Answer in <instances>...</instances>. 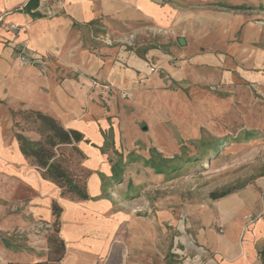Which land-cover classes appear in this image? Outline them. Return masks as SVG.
<instances>
[{"label":"crops","instance_id":"crops-1","mask_svg":"<svg viewBox=\"0 0 264 264\" xmlns=\"http://www.w3.org/2000/svg\"><path fill=\"white\" fill-rule=\"evenodd\" d=\"M30 1L0 0V99L49 114L67 130L83 134L79 147L85 155L84 167L90 170L89 198L62 196L59 187L29 164L14 139L12 112L0 100L1 171L31 192L33 214L43 220L52 221L53 201L61 206L59 234L66 247L61 264H103L111 240L120 233L126 216H131L123 210L109 212L112 188L104 186L117 176L101 148L106 130L115 128L114 114L121 116L118 102L134 107L135 116L155 112L157 117H167L169 94L161 73L178 82L196 80L194 71L208 72L207 56L214 54H199L203 48H221L237 59L260 39L264 26L250 24L243 13L212 5L232 0H33L26 8ZM242 28L241 41H229ZM95 32L113 39L130 33L136 37L127 45L107 44L99 37L94 40ZM156 35H160L156 37L159 43L141 46V39ZM180 37L186 42L176 46L174 40ZM22 46L50 60L48 69L19 65L16 51ZM173 56H179L181 67L170 62ZM103 84L113 89L106 92ZM126 87L134 94L132 100L120 96L119 90ZM171 92V98L179 100L182 91ZM209 94L200 90V95ZM213 205L204 213V227L197 233L214 254L210 264H264V177L258 184L214 200ZM215 219L222 233L212 227ZM133 231L128 240L131 255L125 264L151 263L150 227L134 223ZM183 239L191 246L187 236Z\"/></svg>","mask_w":264,"mask_h":264},{"label":"rangeland","instance_id":"rangeland-1","mask_svg":"<svg viewBox=\"0 0 264 264\" xmlns=\"http://www.w3.org/2000/svg\"><path fill=\"white\" fill-rule=\"evenodd\" d=\"M212 5L216 9L243 13L250 24L264 26V0H232ZM243 30L229 37V41L240 42ZM261 31L260 39L245 46L243 55L237 59L233 54H224L221 48H203L199 54H208V51L214 54L207 56L208 72L194 71L196 80L188 78L178 82L161 73L169 94L167 117H157L155 112L148 113L152 118L143 114L135 116L134 107L125 101L116 102L122 113L120 117L117 112L114 114L115 128L106 130L101 149L114 164L113 173L117 176L114 182L104 186L112 188L109 187L108 197L113 199L109 212L123 210L131 216H126L125 225L111 240L103 264H125L130 258L132 247L128 240L134 232V223L141 227L146 223L153 233L152 259L148 264H210L214 254L197 236L204 227V213L208 207H214L210 193L239 192L258 184L264 177V29ZM92 35L97 41L98 34ZM135 37L130 33L114 39H123L119 44L127 45ZM156 37L160 35L141 39V46L159 43L161 40ZM128 39L131 41L127 42ZM174 43L179 46V40ZM16 53L18 61V50ZM170 62L181 67L179 56H173ZM102 89L109 92L113 87L103 84ZM200 90L210 94L200 95ZM171 91H182L179 100L171 98ZM119 92L123 99L134 98L127 87ZM1 101L12 112L14 139L18 141V134H22L44 141L39 131L40 121L24 113L38 110L25 109L6 99ZM57 152L69 175L87 190L90 170L84 167L85 157L72 147L62 146ZM26 159L41 170L32 157L26 156ZM1 170L0 167V264L44 262L53 249L50 238H60L55 233L56 215L49 222L33 214L31 192ZM63 190L62 196L78 200L67 188ZM212 227L223 232L216 219ZM139 228L136 227V234L140 238ZM183 236L188 237L191 246ZM56 257L57 254H51L48 264H61L62 260H51Z\"/></svg>","mask_w":264,"mask_h":264},{"label":"trees","instance_id":"trees-1","mask_svg":"<svg viewBox=\"0 0 264 264\" xmlns=\"http://www.w3.org/2000/svg\"><path fill=\"white\" fill-rule=\"evenodd\" d=\"M32 2L33 0L28 3L26 8H30ZM24 113L27 117H34L36 120L40 121L41 127L39 128V131L42 136H44V141L32 140L27 136L18 134V141L23 154L27 157L33 158L34 162L41 168L40 173L42 177L59 187L61 189V195H64L63 188H67V191L75 195L78 199H88L89 195L87 190L69 175L67 169L60 162V154L57 152L62 146L72 147L85 157L82 150L76 146L77 143L83 140V134L76 130H67L60 120L41 111H26ZM222 141H224V139ZM222 141L218 142L217 146H219ZM153 167L156 168V166ZM231 192L233 191H214L210 193V197L217 200ZM52 213L56 215L55 222L58 224L55 228V233L59 234L62 208L56 201H53L52 203ZM4 241L6 245L9 244L7 239ZM50 241L53 249L48 252V258L46 261H37L32 264H48V261L50 260L49 256L51 257V254L53 253L57 254L56 258H51L53 262H60L63 259L66 248L64 240L61 237L58 238L57 236H52Z\"/></svg>","mask_w":264,"mask_h":264},{"label":"built area","instance_id":"built-area-1","mask_svg":"<svg viewBox=\"0 0 264 264\" xmlns=\"http://www.w3.org/2000/svg\"><path fill=\"white\" fill-rule=\"evenodd\" d=\"M14 27V26H13ZM130 38H133L132 35H130ZM100 40L108 43V44H113L116 41H122L124 42L123 39H119V40H115L113 39L111 36L106 35V37L104 36H100L99 37ZM131 40L128 39L127 42H130ZM18 61L20 63V65H28V64H38L40 65L42 71H46L49 62L45 59V58H39L36 57L35 55L31 54L27 48V46H22L18 49ZM123 95H125L123 93Z\"/></svg>","mask_w":264,"mask_h":264},{"label":"water","instance_id":"water-1","mask_svg":"<svg viewBox=\"0 0 264 264\" xmlns=\"http://www.w3.org/2000/svg\"><path fill=\"white\" fill-rule=\"evenodd\" d=\"M179 42H180V44L184 45L186 41L183 37H180Z\"/></svg>","mask_w":264,"mask_h":264},{"label":"bare ground","instance_id":"bare-ground-1","mask_svg":"<svg viewBox=\"0 0 264 264\" xmlns=\"http://www.w3.org/2000/svg\"><path fill=\"white\" fill-rule=\"evenodd\" d=\"M174 150V149H173ZM16 188V187H15ZM6 193V192H5Z\"/></svg>","mask_w":264,"mask_h":264}]
</instances>
